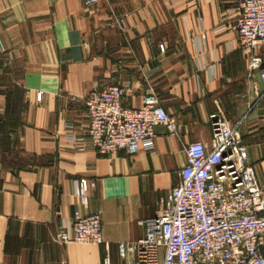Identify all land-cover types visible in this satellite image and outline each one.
I'll return each instance as SVG.
<instances>
[{"label": "crops", "instance_id": "1", "mask_svg": "<svg viewBox=\"0 0 264 264\" xmlns=\"http://www.w3.org/2000/svg\"><path fill=\"white\" fill-rule=\"evenodd\" d=\"M238 1L0 0V264H132L119 246L144 235L139 221L178 183L187 145L210 143L212 115L241 121L264 192L262 83L238 41ZM114 84L128 106L153 92L177 129L156 126L154 148L135 154L79 150L86 95ZM94 211L102 243L58 241Z\"/></svg>", "mask_w": 264, "mask_h": 264}, {"label": "built area", "instance_id": "2", "mask_svg": "<svg viewBox=\"0 0 264 264\" xmlns=\"http://www.w3.org/2000/svg\"><path fill=\"white\" fill-rule=\"evenodd\" d=\"M98 1L84 3L93 6ZM238 9V41L248 54L250 70L260 77L259 99H263L264 58L256 49L264 44V0H239ZM126 91L114 84L88 92L86 129L83 136L72 139L79 150L90 146L100 155L120 150L135 154L142 147L154 148L156 126L177 129L153 92L133 107L125 103ZM240 124L212 115L210 143L187 145L178 183L160 197L153 217L139 221L144 235L119 246L121 257L133 252L132 264H264V192L254 167L247 163ZM74 186L76 197L85 204L87 182L76 179ZM58 241L102 243L101 212L76 214L72 223L62 225Z\"/></svg>", "mask_w": 264, "mask_h": 264}]
</instances>
